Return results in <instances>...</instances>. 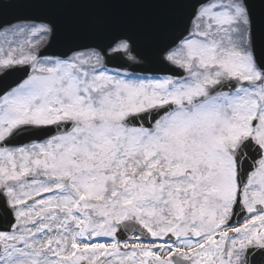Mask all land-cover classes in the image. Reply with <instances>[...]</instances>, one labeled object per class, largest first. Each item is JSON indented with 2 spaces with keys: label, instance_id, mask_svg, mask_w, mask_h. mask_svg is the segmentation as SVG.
Segmentation results:
<instances>
[{
  "label": "snow or ice",
  "instance_id": "1",
  "mask_svg": "<svg viewBox=\"0 0 264 264\" xmlns=\"http://www.w3.org/2000/svg\"><path fill=\"white\" fill-rule=\"evenodd\" d=\"M0 264H264V0H0Z\"/></svg>",
  "mask_w": 264,
  "mask_h": 264
}]
</instances>
